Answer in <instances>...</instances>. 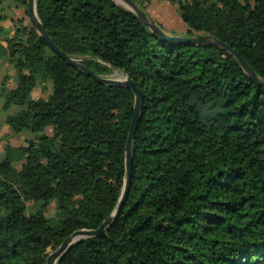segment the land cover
Returning <instances> with one entry per match:
<instances>
[{
	"label": "trees",
	"instance_id": "obj_1",
	"mask_svg": "<svg viewBox=\"0 0 264 264\" xmlns=\"http://www.w3.org/2000/svg\"><path fill=\"white\" fill-rule=\"evenodd\" d=\"M166 1L184 29L153 18L163 29L213 35L264 79V0ZM20 8L28 15L27 0H0V22L12 21L0 24V111L13 108L11 138L28 133L0 151V264H46L113 212L134 94L67 64ZM36 9L66 54L100 75L123 71L143 96L117 219L56 264H264V86L224 48L162 40L113 0ZM46 83L49 95L33 97Z\"/></svg>",
	"mask_w": 264,
	"mask_h": 264
},
{
	"label": "water",
	"instance_id": "obj_2",
	"mask_svg": "<svg viewBox=\"0 0 264 264\" xmlns=\"http://www.w3.org/2000/svg\"><path fill=\"white\" fill-rule=\"evenodd\" d=\"M117 5L127 10L133 14L137 19L142 21L158 38L162 40H167L173 43H186L199 46H218L224 48L230 52L243 70L249 75L251 79L257 83L264 86V79L261 78L247 63V61L241 56V54L229 44L223 42L219 38L209 35V34H196V35H179V34H170L165 29H163L153 18L143 9L140 8L136 0H113ZM27 13L30 19V22L33 24L34 28L38 32L39 36L43 38L46 44L59 56H61L67 64L74 66L83 73L93 77L96 81L103 84L110 85H123L129 87L134 94V106L133 114L131 117L129 132L127 135V140L125 144V177L124 184L121 190L120 197L117 201V204L113 212L108 215L101 224L96 228H82L73 231L68 237H66L59 246L53 250L48 256L46 264H56L58 259L72 246L75 244L91 237L100 236L105 230L113 225L117 219L121 208L123 206L125 197L129 191L130 182H131V171H132V143L137 125L139 122L142 106H143V96L139 88L136 86L135 82L121 71V76H104L97 74L91 68L81 63L79 60L74 57L66 54L62 49H60L57 44L50 37L48 31L45 29L43 23L41 22L37 9H36V0H27Z\"/></svg>",
	"mask_w": 264,
	"mask_h": 264
},
{
	"label": "rangeland",
	"instance_id": "obj_3",
	"mask_svg": "<svg viewBox=\"0 0 264 264\" xmlns=\"http://www.w3.org/2000/svg\"><path fill=\"white\" fill-rule=\"evenodd\" d=\"M139 0H136L138 2ZM145 11L148 12V14L154 18L160 25L166 28L174 29L175 31L184 29V25L179 18V15L177 13L176 5L170 3L166 0H150V1H142ZM17 16H21L24 18L25 22H28V15H26L23 8L17 9L16 11ZM0 24L5 25H11L12 21L10 19H7L3 22H0ZM1 65V64H0ZM2 66V65H1ZM4 75V69L0 67V83L2 80V76ZM122 73L116 74V76H121ZM12 83L10 82L9 85ZM50 83H46L45 85L39 84L33 91V97H43L46 98L50 93ZM1 108V103H0ZM13 111V108H10L8 111H0V151H3L4 145L6 142H10L13 145L17 143L24 142V139L28 137L27 132H23L19 137L11 138L10 132L8 127L5 125L4 120L7 115V113H10ZM49 212H54V204L50 205Z\"/></svg>",
	"mask_w": 264,
	"mask_h": 264
},
{
	"label": "crops",
	"instance_id": "obj_4",
	"mask_svg": "<svg viewBox=\"0 0 264 264\" xmlns=\"http://www.w3.org/2000/svg\"><path fill=\"white\" fill-rule=\"evenodd\" d=\"M1 25H5V24H1ZM5 26H9V25H5ZM166 30H168V31H175L174 29H170V28H166V27H164ZM0 67L1 68H3L4 70H5V66H1L0 65Z\"/></svg>",
	"mask_w": 264,
	"mask_h": 264
}]
</instances>
